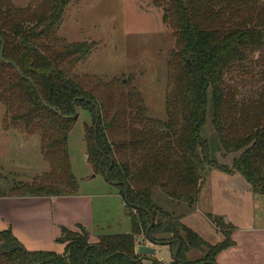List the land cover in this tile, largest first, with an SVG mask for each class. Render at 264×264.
Here are the masks:
<instances>
[{
  "label": "trees",
  "instance_id": "16d2710c",
  "mask_svg": "<svg viewBox=\"0 0 264 264\" xmlns=\"http://www.w3.org/2000/svg\"><path fill=\"white\" fill-rule=\"evenodd\" d=\"M73 1L17 7L0 0L2 130L39 136L49 167L30 183L0 187V198L77 193L68 135L81 109L90 116L83 127L86 162L116 187L131 229L92 239L82 226L61 228L62 254L27 251L10 230L0 231V264H162L136 253L140 236L167 245L171 264H216L232 244L229 232L210 245L182 218L213 169L241 176L264 196V0H153L173 38L163 119L147 115L128 78L103 81L78 72L96 46L58 36ZM236 81L256 90L242 96ZM191 250L201 257L188 260Z\"/></svg>",
  "mask_w": 264,
  "mask_h": 264
},
{
  "label": "rangeland",
  "instance_id": "374dc122",
  "mask_svg": "<svg viewBox=\"0 0 264 264\" xmlns=\"http://www.w3.org/2000/svg\"><path fill=\"white\" fill-rule=\"evenodd\" d=\"M12 2L17 7H24L29 0ZM66 16L67 20L58 29V36L71 42L88 38L96 46V51L86 64L78 68V72L94 75L103 81L128 78L130 84L140 91L147 115L165 118V61L167 52L173 47V38L171 31L162 23V10L154 5L153 0H76L69 4ZM234 85L242 96L256 90L255 84L248 88L236 81ZM3 114L4 107L0 105V187L7 191L18 183H30L33 178L47 172L48 164L40 155L39 136L3 131ZM89 122V114L80 109L68 135L72 173L81 192L94 195V215L99 221L98 226H103L109 234H123L124 208L115 187L101 175H94L86 162L83 127ZM157 201L165 204L162 199ZM119 218L120 222L117 221ZM145 242L148 241L140 236L137 245ZM156 253L165 264H170L167 249L159 252L157 249ZM200 257L201 254L195 250L187 253V259L192 262Z\"/></svg>",
  "mask_w": 264,
  "mask_h": 264
},
{
  "label": "crops",
  "instance_id": "0c3cea01",
  "mask_svg": "<svg viewBox=\"0 0 264 264\" xmlns=\"http://www.w3.org/2000/svg\"><path fill=\"white\" fill-rule=\"evenodd\" d=\"M115 193L124 208L122 231L129 233L130 219L117 190ZM93 198L92 193L81 192L80 187L70 196L1 197L0 231L10 230L27 251L62 254L65 244L58 241L61 228L76 231L82 226L91 238L109 234L103 226H98ZM213 218L218 219V223L213 222ZM117 221L120 222V218ZM182 222L210 245L221 242L223 233L229 232L232 244L217 254L216 264H264V196L253 193L241 176L210 170L203 180L194 210L184 215ZM142 245L152 247L154 255L151 257L164 264L156 252L167 249L172 263L167 245L150 242ZM146 262L152 264L143 259V264Z\"/></svg>",
  "mask_w": 264,
  "mask_h": 264
},
{
  "label": "water",
  "instance_id": "95a60500",
  "mask_svg": "<svg viewBox=\"0 0 264 264\" xmlns=\"http://www.w3.org/2000/svg\"><path fill=\"white\" fill-rule=\"evenodd\" d=\"M135 250L140 256L151 257L154 255V249L146 245H137Z\"/></svg>",
  "mask_w": 264,
  "mask_h": 264
}]
</instances>
